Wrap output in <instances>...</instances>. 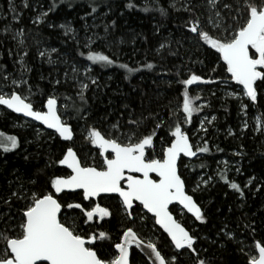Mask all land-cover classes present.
I'll list each match as a JSON object with an SVG mask.
<instances>
[{"label":"trees","instance_id":"trees-1","mask_svg":"<svg viewBox=\"0 0 264 264\" xmlns=\"http://www.w3.org/2000/svg\"><path fill=\"white\" fill-rule=\"evenodd\" d=\"M172 2L175 8L169 7ZM24 3L25 0H13V12L9 10V0H0V71L10 80L22 76L27 81L19 88H4V91L14 90L30 96L37 110H44L42 105L49 97L56 98L60 115L74 129L72 146L89 164L100 166L102 159L83 136L91 126L115 135L129 130H135L138 135L150 133L159 117L168 122L175 119L173 110L194 145L196 139L191 135L194 119L204 109L194 112L191 120L184 122L178 108L184 90L180 81L193 74L202 80L214 81L188 89L191 96L200 97L194 106L198 107L201 100L208 101L204 112L215 116L205 127L207 131L199 146H205L206 142L209 151L198 152L194 160L181 158L179 162L187 191L202 206L206 222L200 223L186 213L179 215L177 207L172 208V212L196 237L201 258L210 260L211 264H246L247 257L240 251L242 245L238 241L249 246L245 251L253 250L255 243L264 241V131H257L252 122L244 126L242 119L243 115H258L264 122V92L253 106L247 97L241 100L220 91L222 83L236 84L229 79L220 54L187 31L190 12L182 10L193 5L195 14L200 16L201 27L215 37L216 30L207 21V0H27L28 7H24ZM224 3H235V0H221L218 6L227 18ZM129 4L134 6L129 8ZM157 4L166 9V15L155 10ZM92 7L96 8L95 12ZM44 12L48 15L43 16ZM66 28L71 30L66 32ZM21 30L23 35L16 36ZM86 41L97 52L114 59L116 66L104 67L87 61ZM41 52L45 53L43 57ZM252 52L250 50V54ZM148 63L154 68L147 69ZM120 64L140 71L129 74ZM83 84L88 85L83 93L86 102L80 98ZM241 103L249 105L247 111L241 108ZM130 119L141 121L140 127L129 125ZM114 125L119 126V131ZM0 132L15 135L19 140V147L13 152L5 154L0 149L2 229L19 221L24 204L11 196L12 191L21 185L25 190L42 188L50 179L69 173L59 164H51L61 158L69 143L2 106ZM166 134L167 128L157 130V153L160 138H165V144L170 138ZM222 173L230 182L241 186L243 197L224 182ZM253 177L255 179L248 184ZM9 199L11 204L5 202ZM101 204L109 205L115 213L114 218L100 222L96 228L97 232L103 230L110 234V241H98L104 244V252L112 250L111 243L119 241L124 228L133 226L145 239L154 238L153 235L160 239L164 254H175L166 235L148 219V214L144 221L137 220L133 225L116 211L115 201L103 200ZM136 215H144V212ZM246 224L254 225L255 232L245 228ZM226 232L235 239H229ZM195 260L187 250L180 257L181 264H195ZM131 261L132 264H148L135 248Z\"/></svg>","mask_w":264,"mask_h":264},{"label":"snow or ice","instance_id":"snow-or-ice-1","mask_svg":"<svg viewBox=\"0 0 264 264\" xmlns=\"http://www.w3.org/2000/svg\"><path fill=\"white\" fill-rule=\"evenodd\" d=\"M220 2L221 0H207V21L216 30L215 37L201 27L200 16L195 14V8L191 4L182 9L190 12V19L186 21L187 31L220 54L227 66L229 79L241 86V100L247 97L254 106L258 102V96L264 92V0L224 3L223 8L228 10L227 18L221 14L218 7ZM9 6V10L15 12L13 0H9ZM133 6L128 5L129 8ZM24 7H28L27 0ZM169 7L175 8V2L170 3ZM154 8L161 15L167 14L166 9L158 4ZM91 10L95 12L96 8L92 7ZM47 15L48 12L43 13V16ZM70 30L66 28V32ZM22 35V30L16 33V36ZM20 43L23 44L24 41L20 40ZM85 47H88L86 60L93 65L116 66L114 59L91 48L89 41L85 42ZM250 50L254 52L250 54ZM40 55L43 57L45 53L41 52ZM21 64L23 65L22 61ZM119 67L129 74L140 71L127 64H120ZM146 68L151 70L154 65L148 63ZM197 82L214 81L202 80L195 74L180 81L184 90L182 104H178V108L183 113L185 123L191 120L194 112L200 111V107L194 106L200 97L191 96L188 90L189 86ZM26 83L22 76L20 79L10 80L8 75L0 71V106L39 122L53 130L59 139L69 142L61 158L53 160L51 164H59L70 172L50 179L42 188L25 190L21 185L11 192L12 197L24 201V204L19 221L0 229V264H130V249L133 246L145 253L148 264H181L180 257L184 250L196 258L195 264H211L210 260L200 257L196 237L170 210V205L176 204L180 206L181 212L186 210L196 221L206 222L202 206L186 190L179 162L182 156L192 158L197 152L207 153L209 149L205 142V146H197L193 150L194 145L182 129L176 110H173L175 119L168 122L159 117L150 133L138 135L135 130H129L115 135L114 132H103L94 125L88 128L85 139L98 150L97 155L102 158L100 166H96L89 164L72 146L75 132L58 114L56 98L47 99L46 104L42 105V108L47 109L44 111L34 108L30 96L25 97L14 90L4 91V88L15 89ZM92 83H96L95 79ZM87 88V84L81 86V101H84L83 93ZM29 93L31 94V89ZM248 107L249 105L241 103L244 111ZM81 118L86 119L83 116ZM128 124L135 125L138 129L141 121L130 119ZM113 128L119 131L118 125ZM164 128H167L166 135L170 138L166 144L165 138H160L161 147L157 153L156 133ZM256 130L264 131V122L260 118H257ZM18 147L19 140L15 135L0 132V149L3 153L13 152ZM221 178L243 197V189L238 183L230 182L224 173ZM252 179L255 178H250L248 184H251ZM30 183L35 184L36 181ZM192 191L195 192L196 189ZM103 200L115 201L116 211L121 212L133 225L137 220L144 221L147 214H151L148 219L167 234L169 247L175 254H164L160 239H145L133 226L124 228L119 241L111 243L112 250L104 252V244L98 241H110L111 237L106 231L97 232L96 228L100 222L114 218L115 213L109 205L102 206ZM5 202L11 204L12 201L9 199ZM141 211L144 215H136ZM244 227L255 232L254 225L246 224ZM225 235L229 239H235L227 232ZM238 243L242 245L240 251L247 257L246 264H264V241L255 243L251 251H245L249 246L244 245L243 241Z\"/></svg>","mask_w":264,"mask_h":264},{"label":"rangeland","instance_id":"rangeland-1","mask_svg":"<svg viewBox=\"0 0 264 264\" xmlns=\"http://www.w3.org/2000/svg\"><path fill=\"white\" fill-rule=\"evenodd\" d=\"M254 51V50H253ZM195 84H203L202 82H197ZM193 84V85H195ZM192 86V85H191ZM239 85H234L233 83H222L220 85V88L223 92H226V93H229L231 96H234L235 98H241V86L238 87ZM190 87V86H189ZM198 95H201V93L199 92ZM198 107H200V110L201 109H204L202 110V112L200 113H197L194 119V122H195V126H193V129H192V137L195 138V143H194V147L195 149L197 148V146H200L202 145V138L204 137L203 133H204V129L206 126H208V124H210L211 122H213V117H215L214 115H210L205 111V108L208 107V101H205V100H201L198 102ZM60 111V110H59ZM257 118H260L258 115H254L253 117H249V116H245L243 115V119H242V124L244 126H247V124H250L251 122L254 123L256 125V122H257ZM261 120V119H260ZM83 136H86V133L83 135ZM178 214L179 215H184L185 212H181L178 208L177 210ZM154 238H152L153 240H156L157 237L155 235H153Z\"/></svg>","mask_w":264,"mask_h":264},{"label":"water","instance_id":"water-1","mask_svg":"<svg viewBox=\"0 0 264 264\" xmlns=\"http://www.w3.org/2000/svg\"><path fill=\"white\" fill-rule=\"evenodd\" d=\"M2 107H4L6 110H8L9 112H11V113H13V114H15V115H17V116H19V117H22V118H24V119H26V120H29V121H31V122H34V123H36V124H39V125H41L46 131H50V132H53V130H51V129H47L44 125H42V124H40L39 122H37V121H33V120H31V118H29V117H24L22 114H17V113H14V112H12L11 110H9V109H7L5 106H2ZM47 109H46V107L44 108V111H46ZM57 110H58V114H60V112H59V102H58V100H57ZM61 118H62V116H61ZM63 119V118H62ZM183 129V128H182ZM189 136V135H188ZM190 138V137H189ZM63 141V140H62ZM63 142H65V141H63ZM190 142L192 143V141L190 140ZM66 143H69V142H66ZM193 144V143H192ZM194 151L196 150L195 148L193 149ZM198 156H199V153L197 152V155L195 156V157H192V158H189V157H181V158H184V159H186V160H194V159H196V158H198ZM62 167V166H61ZM62 168H64V167H62ZM64 169H66V168H64ZM66 170H68V172H70V170L69 169H66ZM180 171V170H179ZM183 179V178H182ZM184 180V179H183ZM186 190H187V188H186ZM195 199V198H194ZM174 207H177V208H180V206L179 205H176V204H173V205H170V210L172 211V208H174ZM187 215H189V216H191V214L190 213H187L186 212V210L184 211ZM149 216H151V214H148ZM173 215H174V217L176 218V215L173 213ZM192 217V216H191ZM192 218H194V217H192ZM177 219V218H176ZM195 219V218H194ZM178 220V219H177ZM179 221V220H178ZM180 222V221H179ZM181 223V222H180ZM183 225V224H182ZM183 226H185V225H183ZM158 228H159V226H157ZM186 227V226H185ZM187 228V227H186ZM162 232H163V230L162 229H160ZM187 230H189L188 228H187ZM190 231V230H189ZM190 233L192 234V232L190 231ZM165 235H166V237H167V234L166 233H164ZM193 235V234H192ZM170 241V240H169ZM133 248H135V246H133ZM132 248V249H133ZM132 249H130V257H129V261H130V264H132V261H131V253H132ZM137 251H139L144 257H145V259L148 261V257L145 255V253L144 252H142L140 249H137V248H135Z\"/></svg>","mask_w":264,"mask_h":264}]
</instances>
